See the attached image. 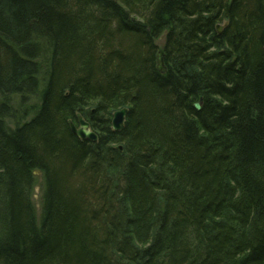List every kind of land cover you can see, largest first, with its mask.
Segmentation results:
<instances>
[{
    "label": "trees",
    "instance_id": "16d2710c",
    "mask_svg": "<svg viewBox=\"0 0 264 264\" xmlns=\"http://www.w3.org/2000/svg\"><path fill=\"white\" fill-rule=\"evenodd\" d=\"M228 3L0 0V264H264V0Z\"/></svg>",
    "mask_w": 264,
    "mask_h": 264
},
{
    "label": "water",
    "instance_id": "95a60500",
    "mask_svg": "<svg viewBox=\"0 0 264 264\" xmlns=\"http://www.w3.org/2000/svg\"><path fill=\"white\" fill-rule=\"evenodd\" d=\"M232 0H228L229 4L231 3ZM157 62H158V70L159 71H163V52L160 50L157 53ZM200 104H201V100H198L197 102L193 103V107L196 110L200 109ZM124 117H125V110L121 109L118 110L116 112H114L113 117H112V125L113 127H120V124L124 122ZM86 120H84L82 117L78 116L77 117V122L80 123V126H82L83 128L80 129L79 131L74 129V122H70V128L71 130H73L75 132V134L77 135V137H79L80 139H88V140H95L96 136L93 132H88L85 129H87V124L85 123ZM87 122V121H86Z\"/></svg>",
    "mask_w": 264,
    "mask_h": 264
},
{
    "label": "bare ground",
    "instance_id": "6f19581e",
    "mask_svg": "<svg viewBox=\"0 0 264 264\" xmlns=\"http://www.w3.org/2000/svg\"><path fill=\"white\" fill-rule=\"evenodd\" d=\"M224 19H222V20H217L216 21V23H215V25H214V32L216 33V35H220L221 34V31L222 30H220V27L224 24ZM156 54H157V52H156ZM92 103H95V101H91ZM90 102V103H91ZM121 109H124L125 110V117H126V115H127V112H128V109H127V107L125 106V105H123V106H120L118 109H116L115 111H113L112 112V115H111V117H110V124H109V127H110V132H111V134H113L112 132H114V133H117V132H119L120 131V129H121V127H122V125H123V123H121L120 124V127H113V125H112V117H113V114H114V112H116V111H118V110H121ZM125 117H124V121H125ZM107 121L108 120H105V122H106V124H107ZM85 123L87 124V129H85L86 131H88V132H93L94 134H95V136H96V139L95 140H88V139H83V140H88L89 142H91V143H95V142H97L98 141V138L100 137V135H102L103 134V132H101V133H99V131H97V130H99L95 125H93V123H92V121H85ZM74 125V129L75 130H77V131H79L80 129H82L83 127L82 126H80V123L79 122H75V124H73ZM96 127V128H95ZM72 132L75 134V132L72 130ZM108 132V131H107ZM100 134V135H99ZM76 135V134H75ZM77 136V135H76Z\"/></svg>",
    "mask_w": 264,
    "mask_h": 264
},
{
    "label": "rangeland",
    "instance_id": "374dc122",
    "mask_svg": "<svg viewBox=\"0 0 264 264\" xmlns=\"http://www.w3.org/2000/svg\"><path fill=\"white\" fill-rule=\"evenodd\" d=\"M229 4V3H228ZM93 103H89L87 107H92ZM35 183L32 190V202L35 207V211L37 216H39V212L41 211V193H42V174L40 171H34Z\"/></svg>",
    "mask_w": 264,
    "mask_h": 264
}]
</instances>
